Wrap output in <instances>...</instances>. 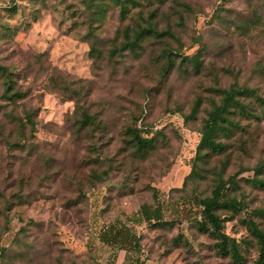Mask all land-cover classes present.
Masks as SVG:
<instances>
[{"label": "rangeland", "instance_id": "1", "mask_svg": "<svg viewBox=\"0 0 264 264\" xmlns=\"http://www.w3.org/2000/svg\"><path fill=\"white\" fill-rule=\"evenodd\" d=\"M235 84L264 96V0H0V264H238L201 226L197 202L221 179L241 206L218 212L222 230L258 264L245 222L264 229L250 183L264 123L247 152L248 136L221 135L227 153L199 156L212 109L188 118ZM158 204L163 222L146 223L141 208ZM113 223L139 247L103 245Z\"/></svg>", "mask_w": 264, "mask_h": 264}, {"label": "trees", "instance_id": "2", "mask_svg": "<svg viewBox=\"0 0 264 264\" xmlns=\"http://www.w3.org/2000/svg\"><path fill=\"white\" fill-rule=\"evenodd\" d=\"M145 30L136 32V39L139 41L144 36ZM172 52L167 53V69L174 64ZM173 53V54H172ZM188 59V56L185 57ZM192 60H195L198 68V73H202V65L199 61L198 55H195ZM7 76L8 70L2 68ZM12 90L11 87L7 89L8 93ZM9 96L12 101L14 99L22 100L25 98L22 93L17 92ZM205 106H209L212 110L208 112L207 118L203 121L201 128V141L198 147V155L201 156L203 152L210 151L214 154H224L229 151V143L222 142L221 135H225L227 140L230 141L236 136H248L250 140L241 141L242 149L247 152L248 144L255 145L256 135L248 132L250 125L255 123L256 127L264 123V96L260 95L256 90L248 89L245 86L235 84L225 90H220L217 94H210L205 100L202 97L196 102L193 112L188 116L194 117ZM251 121V122H250ZM84 125L89 126L92 124L93 118L90 113L84 112L83 114ZM139 144H147L146 140L139 138ZM256 177L250 182L260 189H264L263 166L256 168ZM194 171L190 177L194 175ZM228 182H234L230 178ZM227 181L221 179L215 186L212 196L210 198L199 200L198 207L202 208V215L204 222L201 223L204 232L212 231L215 238L218 240V249L222 255L230 257L238 264L243 263V259L239 250V243L235 238H230L222 230V219L218 212L234 207L240 209L241 206L235 200H226L224 189ZM141 217L146 223H161L164 219L162 206L158 204L155 207L144 205L141 210ZM259 214H264L259 211ZM246 228L253 239L256 241L259 248L258 264H264V229L252 218L245 222ZM99 241L108 247L119 248L121 250L129 251L135 250L139 247V238L133 230L120 223L109 224L102 228L99 234Z\"/></svg>", "mask_w": 264, "mask_h": 264}]
</instances>
